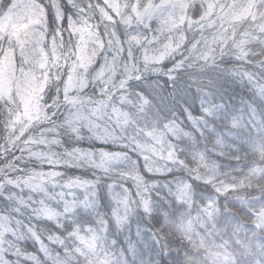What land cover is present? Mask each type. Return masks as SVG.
Instances as JSON below:
<instances>
[{
	"label": "clouds",
	"instance_id": "obj_1",
	"mask_svg": "<svg viewBox=\"0 0 264 264\" xmlns=\"http://www.w3.org/2000/svg\"><path fill=\"white\" fill-rule=\"evenodd\" d=\"M27 3L0 264H264V0Z\"/></svg>",
	"mask_w": 264,
	"mask_h": 264
},
{
	"label": "snow or ice",
	"instance_id": "obj_2",
	"mask_svg": "<svg viewBox=\"0 0 264 264\" xmlns=\"http://www.w3.org/2000/svg\"><path fill=\"white\" fill-rule=\"evenodd\" d=\"M13 7H18L19 10L10 13L7 18L0 16V31L11 29L12 34L21 38L22 33L19 30L25 27L23 21L27 18V0H14Z\"/></svg>",
	"mask_w": 264,
	"mask_h": 264
},
{
	"label": "rangeland",
	"instance_id": "obj_3",
	"mask_svg": "<svg viewBox=\"0 0 264 264\" xmlns=\"http://www.w3.org/2000/svg\"><path fill=\"white\" fill-rule=\"evenodd\" d=\"M0 71H3V69H0Z\"/></svg>",
	"mask_w": 264,
	"mask_h": 264
}]
</instances>
